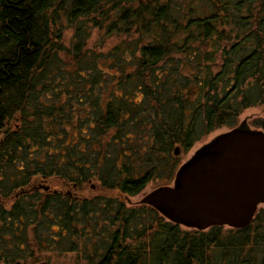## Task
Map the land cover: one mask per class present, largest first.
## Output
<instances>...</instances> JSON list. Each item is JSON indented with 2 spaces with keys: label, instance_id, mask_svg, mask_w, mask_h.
I'll return each instance as SVG.
<instances>
[{
  "label": "trees",
  "instance_id": "obj_1",
  "mask_svg": "<svg viewBox=\"0 0 264 264\" xmlns=\"http://www.w3.org/2000/svg\"><path fill=\"white\" fill-rule=\"evenodd\" d=\"M258 105L264 0H0V264H264L129 201Z\"/></svg>",
  "mask_w": 264,
  "mask_h": 264
},
{
  "label": "water",
  "instance_id": "obj_2",
  "mask_svg": "<svg viewBox=\"0 0 264 264\" xmlns=\"http://www.w3.org/2000/svg\"><path fill=\"white\" fill-rule=\"evenodd\" d=\"M179 154V147H174ZM164 184L140 202L184 228H241L264 202V130L244 121L195 149Z\"/></svg>",
  "mask_w": 264,
  "mask_h": 264
},
{
  "label": "rangeland",
  "instance_id": "obj_3",
  "mask_svg": "<svg viewBox=\"0 0 264 264\" xmlns=\"http://www.w3.org/2000/svg\"><path fill=\"white\" fill-rule=\"evenodd\" d=\"M95 37H96V34L94 33L90 38V42L92 40H94ZM106 43L112 45V40H107ZM263 115L264 114L262 112L261 106H259V105L258 106H249L246 109L242 110V112H240V114H239V116H238V118H237V120L233 126H237L239 123L244 121L245 124L249 125L251 128L259 129L261 127L254 125L253 122L255 120L259 119V117H262ZM230 128H231V126L230 127L229 126H226V127L223 126V127L217 128L214 131L205 135L202 139L194 142L193 145L188 149V151L183 152V154L181 155V160H180L181 163H183L184 160L189 158L194 153L195 149L199 148L204 143L211 141L213 139V137H215V135L222 133V132H224ZM172 182H173V178L171 180H166L164 178H162V179H160V178L151 179V181L146 184V187H144L139 193L132 195V196H129V201L132 203H136V204L140 203V199L145 194L149 193L152 189L157 188L159 186H162L164 184L173 185ZM259 208H264L263 202L261 204H259L258 209Z\"/></svg>",
  "mask_w": 264,
  "mask_h": 264
},
{
  "label": "flooded vegetation",
  "instance_id": "obj_4",
  "mask_svg": "<svg viewBox=\"0 0 264 264\" xmlns=\"http://www.w3.org/2000/svg\"><path fill=\"white\" fill-rule=\"evenodd\" d=\"M230 127V126H229ZM237 126H231V128L230 129H228V130H226V131H224V132H222V133H226L227 131H230L231 129H233V128H236ZM222 133H219V134H222ZM218 135V134H217ZM264 203V202H263Z\"/></svg>",
  "mask_w": 264,
  "mask_h": 264
}]
</instances>
